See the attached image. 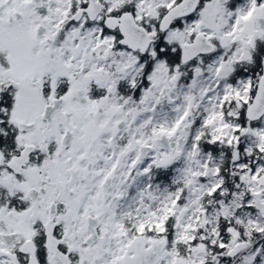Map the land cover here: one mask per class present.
<instances>
[{
  "label": "snow or ice",
  "instance_id": "snow-or-ice-1",
  "mask_svg": "<svg viewBox=\"0 0 264 264\" xmlns=\"http://www.w3.org/2000/svg\"><path fill=\"white\" fill-rule=\"evenodd\" d=\"M0 264H264V0H0Z\"/></svg>",
  "mask_w": 264,
  "mask_h": 264
}]
</instances>
